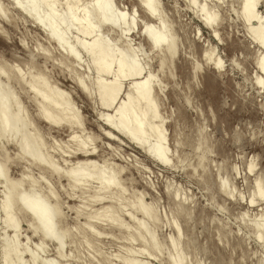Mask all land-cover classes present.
I'll use <instances>...</instances> for the list:
<instances>
[{
  "label": "rangeland",
  "instance_id": "1",
  "mask_svg": "<svg viewBox=\"0 0 264 264\" xmlns=\"http://www.w3.org/2000/svg\"><path fill=\"white\" fill-rule=\"evenodd\" d=\"M78 1V5L83 6L91 0ZM61 3L62 0H57L58 9L59 6L62 8ZM195 3L205 5L207 11L217 15L215 31L218 35L201 26L186 0H158L160 15L177 45V54L162 71L158 70V57L147 42L136 31L127 36L138 62L154 74L160 89L157 103L168 140V169L150 160L100 120V116H115L117 111L115 104L100 103L96 80L112 79L115 67L109 74L96 72L89 55L74 45L77 36L74 31L68 33V41L74 45L80 62L64 60L43 32L8 0H0V7L6 14V20L0 19V71L7 76V79L5 76L0 78V87H11L15 105L21 107L22 113L25 111L27 132L35 134L42 142L43 153L60 172L91 161L94 168L102 167L105 174L116 172L119 189H123L119 206L107 200L94 202L91 199L97 187L95 182L87 183L83 190L71 188L64 177L55 176L26 159L17 160L16 147L0 139V153L8 159L6 179L23 178L21 192L33 189L46 198L48 205H55L59 214L56 232L65 234L61 256L56 253L52 241L40 242L31 234L26 215L16 213L18 232L15 242L23 253L22 264H41L43 261L122 264L123 257L147 264H164L170 252L169 241L175 238H178V249L186 264H264V247L255 241L254 227L255 223H264L260 205L249 207L245 202L253 191L256 176L264 185V92L258 91L251 82L255 74L258 75L253 64L260 50L244 34L237 16L240 0H195ZM113 4L127 13L136 9L137 20H148L136 0H113ZM257 8L264 19V0H259ZM101 32L111 44L116 42L114 45L123 50L124 43L116 40V33ZM82 40L88 41L86 37ZM204 49L212 50V57L220 61L222 69L218 77L202 61ZM16 70L21 71L24 81L32 76L41 77L65 95L68 106L80 119V127L52 128L40 122L29 91L14 78L19 74ZM144 73L142 70L135 81L140 78L141 81ZM71 76L83 79L90 90L89 97L73 84ZM118 81L122 88L117 99L120 102L128 79ZM73 138L90 141L86 148L93 150V154H77L75 143L70 141ZM249 162L253 164L250 175L245 172ZM223 180L232 194V201L218 191L217 184ZM3 191L4 185L0 182V199ZM115 191L108 196H118ZM137 200L152 209L157 218L155 222L126 206ZM104 208L116 210L113 213L125 230L104 221L87 223L88 216ZM242 215L243 222L240 220ZM136 219L144 221L153 232L161 249L156 257L161 262L154 261V256L147 252L138 254L142 243L128 239V233L135 229ZM11 236L10 231L2 228L0 220V240ZM38 242L43 244L37 253L39 258L36 257L40 262L31 261L27 252L34 251Z\"/></svg>",
  "mask_w": 264,
  "mask_h": 264
},
{
  "label": "bare ground",
  "instance_id": "2",
  "mask_svg": "<svg viewBox=\"0 0 264 264\" xmlns=\"http://www.w3.org/2000/svg\"><path fill=\"white\" fill-rule=\"evenodd\" d=\"M8 1L44 33L45 37L58 48L64 60L69 59L76 63L80 62L74 48L75 45L82 52L89 55L96 72L109 74L112 71V67H115L113 72L114 77L112 79L103 81L98 78L96 80L100 103L108 106L115 104L117 111L115 116H100V120L117 136L125 139L150 160L169 169L170 155L168 140L163 126L164 121L160 116L157 103V96L160 94V89L156 85L154 74L138 62L128 42L130 40L127 38L128 35L136 31L147 42L150 50L158 57L159 71H162L167 63L172 62L177 54V45L160 15L158 0H136L138 7L148 19L146 21L136 19V9H134L133 13L118 10L115 8L113 0H91L89 3L87 2L88 5L83 6L78 5V0H62V8L59 6V9L57 0ZM186 1L188 6L194 10L201 26L208 31L211 30L217 36L218 34L215 31L218 25L217 15L209 10L207 11L205 5H196L197 2L195 3V0ZM258 2L259 0H240L237 16L244 28L245 36L253 43L254 47L258 48V51L260 50L253 64V68L258 75L255 74L251 82L258 91L262 90L264 92V87H261L260 84V81H264V66L261 64V60L264 59V19L263 16L258 14V9L260 8H257ZM0 19L3 21L6 20L5 11L1 7ZM72 31L77 35L74 45L68 41V33ZM101 31L116 33L118 36L116 40L124 43L123 50H119L114 45L116 42L111 44ZM210 36L217 41V38L213 34H210ZM84 37L88 41H83L82 38ZM212 53V50L204 49L201 53V59L206 66L212 69L214 76L218 77L222 66L219 60L212 57ZM43 55L46 56V54ZM79 65L81 64L79 63ZM195 69L194 67V72ZM142 70L145 71L144 77L142 76V80L139 81L140 78L136 82L135 79L141 74ZM18 72L20 75L17 73L14 78L17 83L29 91L30 99L35 105L37 119L40 122H44L52 128L66 126L76 129L80 127V119L68 106L65 95L55 88L50 87L41 77L36 78V76H32L30 79L24 81L20 73L21 71ZM4 76L7 79V76L0 71V78ZM120 78L128 79V84L123 90V100L117 102L119 94L122 92L121 85L118 81ZM71 79L73 84L86 97L90 96V90L88 91L87 85H84L81 77L74 78L71 76ZM10 88L9 86H6V88L0 87V139L12 143L16 147V159H26L30 164L45 169L55 176L64 177L71 188L83 190L84 185L89 182H95L97 187L92 196V201L100 203L107 200L115 206L122 204V202L120 203L122 188L119 189L116 172L110 171L108 174H105L102 167L94 168L89 163L91 161H87L84 165H76L65 173L60 172L52 166L49 162V156L47 158L43 153L42 142L39 141L35 134L27 132L28 122L24 117L26 115L23 116L25 111L22 113L21 107L15 105V97ZM70 141L75 143L77 154L83 156L93 154V150L86 148L88 141H81L75 138L70 139ZM7 161L8 159L5 154L0 153V182L4 185V191L3 194L1 193L2 196L0 199V220L2 228L12 233L11 238L2 237L0 240L2 243V249L0 248L2 250V253L0 252V264H10L11 260L14 261V264L23 263L21 262L22 252L18 250L15 242L18 232V218H16V213L26 215L30 220L31 234L37 236L40 242L44 240L52 241L55 245L56 253L61 255V251L64 248L65 234H57L56 232V221L59 218L57 207L55 205H48L46 198L36 194L33 189L28 190L26 193L21 192L20 186L23 178L8 181L6 179ZM245 172L248 175L252 174L253 164L251 162L247 164ZM223 181L218 182V191L226 199L232 201V194L227 190V184L226 186L224 184L225 180ZM113 190L118 192V196H108ZM124 193H126L125 190ZM237 200L241 202L239 198ZM245 202L249 207L255 204L260 205V212L263 218L262 220L264 221V185L257 179V176L254 180L253 191L249 199ZM153 205L155 204L153 203ZM126 206L134 210V212H139L145 219L151 220L152 222L157 220L152 209L140 200L128 202ZM113 212L109 208H104L100 212L88 216L87 223L104 221L110 226L117 227L119 230H125V227L119 222L120 219L118 220V216L116 215V217ZM76 213L79 214L80 211L77 210ZM129 218L132 219L131 216ZM240 220L241 222L245 221L243 215ZM254 227L255 241L264 247V223H255ZM134 228V231L128 233V239L140 241L142 243V250L140 249V253H137L143 254L147 252L154 256L155 261L161 249L155 240L153 232L146 227L144 221H138L137 219L134 222ZM174 230H176L175 232L177 234L179 233V230L176 228ZM86 232L93 234L92 232L89 233V231ZM84 244L86 243L84 242ZM178 244V238L170 239V252L165 257L164 264H186L184 256L179 252L180 248L178 249ZM42 245V243L37 244L34 248L35 250L32 252L26 250L31 261L38 260L36 258L38 257L37 253L42 250ZM121 262L122 264H147L144 261L138 262L134 258L131 259L129 257H123ZM158 262L161 261L158 260ZM41 264L56 263L54 261H43Z\"/></svg>",
  "mask_w": 264,
  "mask_h": 264
},
{
  "label": "snow or ice",
  "instance_id": "3",
  "mask_svg": "<svg viewBox=\"0 0 264 264\" xmlns=\"http://www.w3.org/2000/svg\"><path fill=\"white\" fill-rule=\"evenodd\" d=\"M262 66H264V59L261 60ZM261 87H264V81H260Z\"/></svg>",
  "mask_w": 264,
  "mask_h": 264
}]
</instances>
